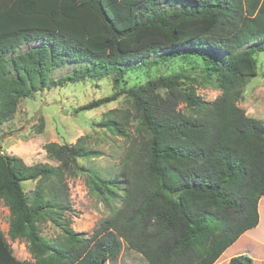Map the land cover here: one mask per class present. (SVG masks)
Here are the masks:
<instances>
[{
    "label": "trees",
    "instance_id": "obj_1",
    "mask_svg": "<svg viewBox=\"0 0 264 264\" xmlns=\"http://www.w3.org/2000/svg\"><path fill=\"white\" fill-rule=\"evenodd\" d=\"M78 1L108 29L106 52L92 53L55 31L1 35L0 124L13 118L22 98L49 87L58 68L70 65L73 70L52 86L112 75L115 92L81 110H93L121 95L131 102L135 137L119 122L103 123L129 142L119 175L110 180L90 175L89 181L94 193L118 199L120 205L89 235L72 231L65 217L70 211L65 179L82 171L79 158L97 155L81 139L71 146H44L57 166L26 165L0 151V201L9 211L8 237L24 240L33 259L17 260L0 231V264H106L117 257L121 241L146 264H217L226 249L260 223L264 122L247 116L237 102L246 82L257 74L254 51H264V0H143L132 6L133 20L124 30L109 20L99 0ZM175 3L181 7L171 8ZM211 18L214 22L186 50L168 51L160 44L137 52L120 47L123 39L147 30L174 39L181 22ZM31 44L36 46L23 48ZM183 51L197 54L209 75H215L221 93L212 102L180 89L179 75L117 90L128 70L158 66ZM179 102L189 114L177 110ZM25 182H35L30 196L22 188ZM45 222L58 228L62 238H43L39 226ZM252 262L240 254L228 264Z\"/></svg>",
    "mask_w": 264,
    "mask_h": 264
},
{
    "label": "rangeland",
    "instance_id": "obj_2",
    "mask_svg": "<svg viewBox=\"0 0 264 264\" xmlns=\"http://www.w3.org/2000/svg\"><path fill=\"white\" fill-rule=\"evenodd\" d=\"M99 1L115 27L124 30L133 20L132 6L143 0ZM78 4V0H0V36L19 30L42 29L64 33L92 53L106 52L103 43L109 37L108 29L93 11L80 8ZM176 7L180 8L181 3H175L171 8ZM213 22L214 18L181 22L177 25L174 39L166 37L158 30L142 31L135 37L123 39L120 47L124 51L137 52L150 44H160L168 47V51L186 50ZM253 58L257 74L246 82L237 106L247 116L264 122V51L255 50ZM148 59L152 60L153 57ZM72 70L70 65L58 68L51 74L49 87L33 92L19 101L13 118L0 124V151L19 157L26 165L52 166H57L58 163L47 157L44 146L49 143L71 146L81 139L88 150L95 152L97 155L94 157L79 158L77 163L82 171L65 179L70 203V211L65 217L70 220L73 232L89 235L100 222L110 218L120 205L118 199L94 193L89 186L90 175L107 180L116 178L129 145L123 136L103 126V123L109 120L119 122L122 129L133 138L136 136V121L131 102L125 95L93 110H81L89 102L111 96L115 92L112 75L101 80L87 78L61 86L51 85ZM174 75L180 76V89L187 92L192 90L204 102H212L221 93L215 75H209L201 57L192 51L176 54L158 66H136L128 70L117 90L124 87L137 89L149 81ZM177 110L190 113L184 102L178 103ZM34 187L35 182L22 183L27 196L32 194ZM120 188L121 185L117 184V194L122 196ZM258 204L259 226L242 234L225 250H228L227 253L223 252V260L220 259L217 264H228L233 257L230 255L232 252L248 255L253 260L252 264H264L263 197ZM8 224V208L0 201V231L13 256L20 261L32 262L26 242L19 239L13 241L8 237ZM39 228L40 235L49 242L62 238L61 231L50 222L41 224ZM106 264L146 263L121 241V250L117 257Z\"/></svg>",
    "mask_w": 264,
    "mask_h": 264
},
{
    "label": "crops",
    "instance_id": "obj_3",
    "mask_svg": "<svg viewBox=\"0 0 264 264\" xmlns=\"http://www.w3.org/2000/svg\"><path fill=\"white\" fill-rule=\"evenodd\" d=\"M263 198H264V197H263ZM258 224H259V223H258ZM229 248H230V247H229ZM229 248H228V249H229ZM225 252L227 253V252H228V250H227V251H225ZM236 254L238 255V254H239V252H232L230 255H233V256H234V255H236ZM227 257H228V256H227Z\"/></svg>",
    "mask_w": 264,
    "mask_h": 264
},
{
    "label": "clouds",
    "instance_id": "obj_4",
    "mask_svg": "<svg viewBox=\"0 0 264 264\" xmlns=\"http://www.w3.org/2000/svg\"><path fill=\"white\" fill-rule=\"evenodd\" d=\"M259 214V213H258Z\"/></svg>",
    "mask_w": 264,
    "mask_h": 264
}]
</instances>
